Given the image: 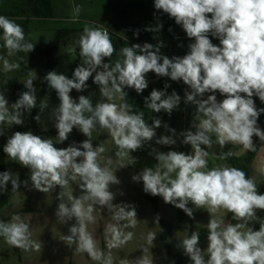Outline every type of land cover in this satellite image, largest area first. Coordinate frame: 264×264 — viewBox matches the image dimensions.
Instances as JSON below:
<instances>
[{
    "label": "clouds",
    "instance_id": "1",
    "mask_svg": "<svg viewBox=\"0 0 264 264\" xmlns=\"http://www.w3.org/2000/svg\"><path fill=\"white\" fill-rule=\"evenodd\" d=\"M154 8L174 18L187 37L194 39L186 55L172 58L161 55L162 42L156 46L134 44L122 47L120 58L110 63L116 49L109 31L86 25L77 41L81 64L75 68L72 78L53 70L46 74L44 81L59 99L51 113L57 129L56 140L62 144L73 128L87 139L78 145L74 142L58 148L52 138L17 131L8 138L3 152L9 160L30 169L31 187L47 193L59 186L57 222L67 224L75 220L62 240L69 246L75 244L77 253L87 254L98 264H113L111 251L106 254L88 229L97 220L93 213L99 209L97 206L106 207L114 221L104 230L109 250L121 248L132 240L134 232L125 229L136 227L137 213L133 205L113 203L116 193L110 191V186L120 183L115 172L127 164L114 167L112 158L104 155L105 147L93 146L92 134L97 128L105 130L116 145V157H126L141 149L156 137L155 129L161 127V120H153L150 126L144 119L145 113L135 111L127 102L125 89L142 93L148 87L146 74L149 72L172 81L182 80L190 89L185 91L184 102L196 109L191 128L180 133L182 143L190 145L192 151L164 153L153 149L155 168L145 167L132 180L142 182L145 193L162 197L165 203L183 210L189 217L193 215L188 206L191 202L210 214L231 213L237 221L226 224L224 218L211 215L206 249L198 246V231L180 239L178 247L192 264H264V219L256 216L257 210L264 211V194H259L257 184L238 168H208L209 149L214 144L223 148L230 143L254 151V136L264 142V130L257 123L264 108L257 109L253 99L256 96L264 103V0H154ZM80 11L79 5L73 9L75 16ZM0 29V40L8 57L34 50L35 44L26 40L23 27L13 20L0 15ZM210 36L217 38L219 45L213 44ZM0 61L5 73L21 66L10 63L3 55ZM93 74L103 102L93 105L84 95L77 102L70 96L71 91H84ZM36 79V73L29 74L23 83L26 91L11 105L0 92V135L4 132L3 125H23L24 113L30 114L37 107L33 83ZM168 87L166 83L164 89ZM165 90L153 89L145 97V108L170 115L180 105L181 97L175 90L170 95ZM216 92L224 99L218 101ZM206 93L209 95L204 98ZM46 107L47 103L41 101V112ZM34 119L39 122L41 117L38 114ZM164 127L172 135H162L156 143L176 144L175 129L167 124ZM232 155L228 151L220 159ZM9 181L12 192L18 191L19 175L11 171L0 172V191L6 190ZM23 183L28 186V181ZM72 185L80 189L78 196L74 195ZM156 219L158 223L159 217ZM249 222H259V230L250 227ZM155 236L154 233L147 236L152 246ZM0 237L15 248L41 250V243L32 239L29 224L19 215L0 220ZM141 249L142 256L135 260L121 259L119 264H153V257L146 255L149 249Z\"/></svg>",
    "mask_w": 264,
    "mask_h": 264
},
{
    "label": "rangeland",
    "instance_id": "2",
    "mask_svg": "<svg viewBox=\"0 0 264 264\" xmlns=\"http://www.w3.org/2000/svg\"><path fill=\"white\" fill-rule=\"evenodd\" d=\"M79 5L81 11L78 16L74 15L73 9ZM29 7V0H0V15L6 16L13 20L17 24L21 25L24 29L25 38L28 42L35 44V48L30 53L18 52L16 55L8 57L6 49L3 48V41L0 55L9 59L10 63H19L21 66L19 69L12 70L5 73L3 70V62L0 61V92H3L9 105L16 102L19 95L26 91L24 82L29 78V74L37 76L34 80V87L38 90L43 82L42 70L44 67V57L41 51L45 48L49 40L52 38L53 30L61 26L70 25L84 28L86 25L103 28L109 21V11L107 8V0H56L54 3V18L52 20H40L30 17L27 10ZM82 32L77 33L72 38L67 46L62 49L63 53L71 55V62L79 57V45L77 41L82 35ZM146 80L148 81V88L165 90L164 85L167 83L170 85L165 91L170 95L173 90L181 97L180 105L172 111L170 115L177 117L175 121H168L161 119V115L168 114L164 111L159 113L154 112L153 115L148 116L147 123L151 126L153 120L160 119L161 127L156 128V137L150 141L153 149L157 151H163L167 145H160L156 143L162 135H172L164 125L167 124L169 128L175 129L176 144L171 145L168 151L184 152L188 154L192 151L190 145L182 143L183 137L180 133L187 131L191 128V124L187 119V104L184 102L185 91L190 89L188 86H182L176 81H172L169 77H158L155 73L149 72L146 74ZM37 92V91H36ZM217 100L220 101L224 98L218 96V92L215 93ZM209 93L205 94L204 98H207ZM243 95V94H242ZM255 106L257 109L264 108L258 97L253 96ZM47 103V107L41 112L38 109L41 119L39 121V130H57L55 128V120L51 113L55 107L59 104V99L54 90L50 97L43 100ZM181 107H186L181 109ZM23 125H12L8 127L3 125L4 132L0 135V141L2 149L6 145L8 138L15 132L30 131V117L29 113L25 112L23 115ZM194 130V129H193ZM81 135L85 137L77 128H73L72 132L68 135V138ZM101 137V143L105 147V156H110L113 160V166H117L120 163L127 164L123 168H118L115 175L119 179L118 185H111L110 191L116 193L114 204H130L135 207L137 213V224L135 228L125 229V231L134 232V236L131 241L127 242L121 248L109 250L105 241V227L108 223H114L111 220L110 213L106 207L97 206L100 210V222L94 211L93 215L97 217L96 223L89 224L88 229L92 231L94 237L97 239L100 248L101 237L104 243V252L107 254L111 251L113 257V264H119L121 259L135 260L143 255L142 247H147L149 252L146 255L151 259L153 257V264H165V251L163 250L159 235L161 233L160 225L153 219V209L151 205L145 201L142 197L141 190L138 182H134L132 177L137 175L143 170V159L140 156H136L133 152L129 153L126 157H116L115 151L116 145L113 139L107 134L105 130L97 128L92 134V142H97ZM87 138V137H85ZM54 143H59L55 137L52 138ZM255 136L253 137V141ZM219 146V145H218ZM220 147V146H219ZM221 148V147H220ZM226 152L231 151V156L238 162L246 157L249 150L244 149L240 145L226 144L223 148ZM167 151V152H168ZM210 155L208 157V168L211 169L217 166H228L223 162L220 157L215 155L214 148L209 149ZM230 167V166H228ZM5 171H11L14 174L19 175L21 181L18 191L12 192L11 181L8 182L7 188L4 191H0V201L2 196H5L6 205L0 207V220H4L10 216L11 213L25 208H32L35 210H51L57 208L59 200L57 199L60 191L59 186L56 189H52L47 193H43L35 188L31 187L30 169L20 165L19 163L8 160ZM250 179L257 184V191L259 194H264V142L261 148L257 152L252 165L250 167ZM24 181H28V186L24 185ZM74 195L80 194V189L76 185H72ZM122 193V194H121ZM159 200L158 212L160 216L173 223V233L169 239V246L171 251L175 254L180 244V239L188 237L190 231V224L193 231H199L200 229L208 228L207 224L211 219V215L216 218H224L225 223L231 222L237 223L235 220H229L228 213L224 211H218L216 213H209L207 209L196 208L193 206V215L189 217L185 212L182 222H178L179 212L181 209L175 207L172 204L165 203L163 198L157 196ZM21 218L29 224L32 232V239L38 243H41V250L36 251L31 249L25 251L20 250V260L14 253L13 246L6 243L3 237H0V264H68L72 261V264H98V262L91 260L87 254L77 253L76 245L69 246L66 241L62 240V237L68 235L69 227L75 223V220L69 221L67 224H59L57 217L54 213H33V214H20ZM256 216L260 219H264V214L259 210L256 212ZM249 226L254 230H259V222H249ZM101 230V232H100ZM149 233L156 234L153 241V246L148 243L147 236ZM208 239L199 245L201 249L208 247ZM73 249V253H71ZM207 259V257H205ZM184 264H192L190 258L186 255Z\"/></svg>",
    "mask_w": 264,
    "mask_h": 264
},
{
    "label": "trees",
    "instance_id": "3",
    "mask_svg": "<svg viewBox=\"0 0 264 264\" xmlns=\"http://www.w3.org/2000/svg\"><path fill=\"white\" fill-rule=\"evenodd\" d=\"M56 0H29L28 14L32 18L40 19V20H52L54 18V3ZM107 8L109 11V21L104 29H107L110 33L111 40L116 49L113 54L110 63H114L117 59H119V52L122 47L132 46L134 44L143 45L144 43H150L156 46L158 43L163 44L161 47V55H166L169 58L173 56L183 57L189 51L188 45L194 42V39H189L184 32L182 26L177 25L174 18H170L167 14L162 11H158L154 8V0H107ZM158 25H162V27L157 30ZM151 29V30H149ZM83 28L77 27V25H65L59 28H55L53 30L52 38L49 40L45 48L41 51L45 63L42 70L43 82L40 88L36 92L37 98V107L31 110L29 114L30 117V131L38 136H41L45 139L53 138L57 136V130H47L40 131L39 130V122H37L34 117L37 116V112L39 109V105L41 101L50 97L54 89H51L47 83L44 81V77L49 71L55 70L58 74L62 73L66 75L68 78H72L73 72L77 66L81 64V60L79 57H76L74 62H71V55L63 53L62 49H64L68 42L74 38V36L82 32ZM138 31V35L136 34ZM0 35H2V29H0ZM212 40L213 44L219 45V40L215 37H209ZM2 47V40H0V53ZM105 62H108L107 58ZM93 77H90L86 82L87 88L84 91L78 92L73 89L70 93V96L78 102V98L80 95L88 96L93 105L98 102H103V97H101L98 86L93 82ZM1 76V73H0ZM155 76H157L155 74ZM182 86H186L183 81H176ZM125 91L128 93L126 100L128 103L134 106V110L137 112L143 111L145 113L144 119L147 121L148 116L153 115L154 112L145 108V97H148L151 93V90L147 87L142 93L138 94L133 88H126ZM218 96L224 98L219 92ZM186 107H181V109H185ZM187 119L189 123L192 125L194 113L196 111L195 106L192 104H187ZM161 119L168 121H175L177 117L174 115L164 114L161 115ZM261 130H264V113H261L258 121H257ZM85 137L81 135H77L71 138H68L62 144L56 143L55 145L58 148H66L74 142L78 145L83 142ZM213 142H215V135L212 136ZM93 146H98L101 143V137H99L97 142H92ZM255 145V150L248 152L246 157L242 160V162H238L233 159L231 156L226 159H221L230 167L238 168L245 172L247 178H250V167L252 162L262 146V141L259 140L258 137H255L253 141ZM214 145L217 147L214 148ZM214 153L218 157L222 154L226 153L225 150L220 148L218 144H214ZM171 145H167L163 151L166 153L170 149ZM134 155L140 156L143 159V169L145 167L155 168L157 161H155V156L153 153V148L150 144V141L145 143L141 149H138L133 152ZM9 158L3 152L1 141H0V172H4L6 169V164ZM139 188L141 190L142 197L145 201H147L152 209H153V219L157 222L161 227V233L159 235L160 244L165 251L166 259L165 264H184L186 255L182 248L178 247L177 253H173L169 246V239L172 236L174 225L173 223L163 219L159 212V200L157 196H153L149 193H145L143 190V183L138 182ZM5 196H2L0 201V207L6 205ZM193 210V204L189 202L188 205ZM260 211V210H259ZM42 213L41 211H35L32 208H25L22 210H18L10 214L9 217L4 219V221L10 220L13 215L20 214H28V213ZM264 214V211H260ZM99 222H100V213L98 209L95 211ZM184 216V211L179 212L178 222H182ZM229 220L232 219L231 213H228ZM101 232V230H100ZM191 232H193L192 226L190 224V231L188 237H190ZM200 240L198 246L207 240L208 228L200 229ZM101 245L102 250L104 251V243L101 237ZM14 248V253L18 256V260H20L19 256V248ZM68 264H72L69 261Z\"/></svg>",
    "mask_w": 264,
    "mask_h": 264
},
{
    "label": "crops",
    "instance_id": "4",
    "mask_svg": "<svg viewBox=\"0 0 264 264\" xmlns=\"http://www.w3.org/2000/svg\"><path fill=\"white\" fill-rule=\"evenodd\" d=\"M33 210H35V209H33ZM35 211H41L42 213H54L55 211H56V208H53V209H51V210H35ZM96 211V210H95ZM98 211H99V209H98ZM182 211V210H181ZM34 213H37V212H34ZM42 213H39V214H42ZM28 214H33V213H28ZM19 253H20V250H19ZM71 253H73V249H71ZM71 261V260H70ZM72 262V261H71Z\"/></svg>",
    "mask_w": 264,
    "mask_h": 264
},
{
    "label": "water",
    "instance_id": "5",
    "mask_svg": "<svg viewBox=\"0 0 264 264\" xmlns=\"http://www.w3.org/2000/svg\"><path fill=\"white\" fill-rule=\"evenodd\" d=\"M217 146L216 145H214V148H216Z\"/></svg>",
    "mask_w": 264,
    "mask_h": 264
}]
</instances>
